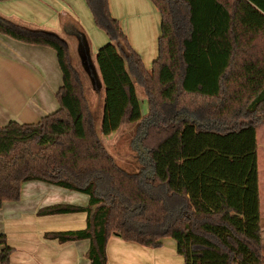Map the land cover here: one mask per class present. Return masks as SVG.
<instances>
[{
	"label": "trees",
	"instance_id": "obj_1",
	"mask_svg": "<svg viewBox=\"0 0 264 264\" xmlns=\"http://www.w3.org/2000/svg\"><path fill=\"white\" fill-rule=\"evenodd\" d=\"M161 14L152 69L131 47L109 0H86L95 23L145 90L142 138L148 158L120 165L103 142L67 40L0 14V32L57 53L60 108L39 121L0 124V208L22 184L40 180L89 195L87 206L58 204L40 215L87 212L91 264H107L113 234L158 247L172 237L184 264H264L257 127L264 124V0H152ZM90 51L86 34L76 27ZM90 73L94 67L90 60ZM0 263L14 248L0 234Z\"/></svg>",
	"mask_w": 264,
	"mask_h": 264
},
{
	"label": "rangeland",
	"instance_id": "obj_2",
	"mask_svg": "<svg viewBox=\"0 0 264 264\" xmlns=\"http://www.w3.org/2000/svg\"><path fill=\"white\" fill-rule=\"evenodd\" d=\"M63 1L64 7L59 6L58 9L55 8V11L59 10L58 25L62 27L64 34L57 33L64 37L69 44V57L84 84L89 105L95 116L96 128L106 147L120 165L126 168L132 165L136 167L139 160L148 158V152H141L140 147L150 148L158 141L153 134L146 139L142 138L144 134L138 129L139 123L148 111L145 90L129 72L127 62L116 45H114V50L110 52L109 49L111 48L103 51L108 54V61L107 59L103 61L99 59L98 50L105 40H110V37L105 30L95 23L86 0ZM137 8L141 12L140 16L131 20L127 19L122 25L131 47L141 56L144 66L150 70L159 52L160 15L152 0H148L145 4L140 3ZM1 15L5 16L4 14ZM11 20L26 26L35 25L20 19L15 20L13 18ZM72 22L73 25L70 26ZM46 24L52 28L57 27L55 23ZM67 27L71 29L69 33H66ZM76 27L81 29L87 36L90 47V60L94 67L93 74L86 67L80 48V37L72 33L76 31ZM3 34L0 32V35H2V38L0 37L1 50L18 47L17 63L23 66V71L11 76V78L18 86L27 85L31 90L38 89L41 92H47L50 97L37 99L39 94L27 96L25 90L19 87L15 89L14 95L7 97L3 94L4 87H1L0 84V124H7L10 120L19 122L39 121L41 118L32 119L29 117L33 111H36L34 110L35 107L27 109L19 102L25 99L36 100L39 110L47 108V111H43L44 115L60 108L56 93L63 83V76L55 49L51 47L39 50L36 47L41 44L35 45V43L23 42ZM6 39H8L7 42ZM21 47H24L25 51ZM2 68L3 66L0 63V79L3 76L5 81L8 78V72L2 71ZM28 118L31 119L28 120ZM257 140L261 202L260 223L262 226V255L264 258L263 123L257 127ZM171 239L173 238L171 237Z\"/></svg>",
	"mask_w": 264,
	"mask_h": 264
},
{
	"label": "crops",
	"instance_id": "obj_3",
	"mask_svg": "<svg viewBox=\"0 0 264 264\" xmlns=\"http://www.w3.org/2000/svg\"><path fill=\"white\" fill-rule=\"evenodd\" d=\"M146 2L148 0H109V5L112 15L120 21L123 29L122 24L125 20L140 16L141 12L137 7L140 3L145 4ZM59 6L64 7L63 0H0V13L11 19H20L26 23L35 24L29 27H45V29H51L63 35V29L58 25L59 10L55 11V8L58 9ZM159 15L161 20L160 12ZM46 23H55L57 27L52 28ZM67 28L66 33H69L71 29ZM72 33L77 35L76 32ZM3 35L10 37L7 34ZM0 37L2 38V35ZM17 48L1 50L0 47L2 71L8 72V78L5 81L3 76L0 79L1 87H4L3 94L7 97L14 95L15 89L19 87L25 90L27 96L39 94L37 99L50 97L47 92H41L38 89L31 90L27 85L18 86L11 78L23 71V66L17 63ZM21 48L25 51L24 47ZM36 48L45 50L44 48L51 47L39 45ZM105 49H109V52L114 50V43L105 40L101 45L98 50V57L101 61L109 60L108 54L103 52ZM19 103L27 109L35 107L36 111H33L29 116L32 119L42 118L43 111H47V108L39 110L36 100L25 99ZM58 204L87 206L89 195L48 182L31 180L22 184L18 200H8L3 203L0 208V234H5L7 244L14 248L8 264H91L87 257V251L91 244L89 239L61 242L53 236L54 232L86 228L87 212L39 214L41 209ZM3 248L4 245L0 244V253ZM106 252L107 264H184L183 256L177 251V243L171 237L164 238L161 246L149 247L126 241L113 234L108 239Z\"/></svg>",
	"mask_w": 264,
	"mask_h": 264
},
{
	"label": "water",
	"instance_id": "obj_4",
	"mask_svg": "<svg viewBox=\"0 0 264 264\" xmlns=\"http://www.w3.org/2000/svg\"><path fill=\"white\" fill-rule=\"evenodd\" d=\"M80 48L82 50V55H83L86 67H87V69L89 71L90 70L89 60L91 59L90 58V51L87 48L85 49V47L82 44H80ZM140 151L141 152H145V151L147 152V149L145 147L141 146L140 147Z\"/></svg>",
	"mask_w": 264,
	"mask_h": 264
}]
</instances>
